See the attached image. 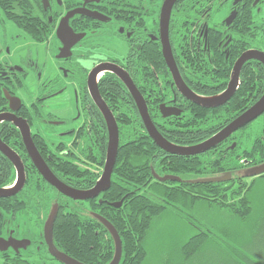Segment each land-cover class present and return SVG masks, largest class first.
Returning a JSON list of instances; mask_svg holds the SVG:
<instances>
[{
    "label": "flooded vegetation",
    "instance_id": "flooded-vegetation-1",
    "mask_svg": "<svg viewBox=\"0 0 264 264\" xmlns=\"http://www.w3.org/2000/svg\"><path fill=\"white\" fill-rule=\"evenodd\" d=\"M39 1L42 11L37 10V15L31 18L32 22L22 17L23 13L20 12L18 8L20 5L17 2L14 5L6 2L9 6H6L7 11L20 12L17 13V17L9 19L0 11V168L5 169V173H0V188L5 190V194L0 196V264H64L52 256L45 237V223L53 206L56 207L54 221L58 213V205L52 204L49 207L50 202L59 199L63 203L66 202L65 205L68 203L67 208H73L78 206V201H84L81 206L88 211L89 200L99 205L104 201L103 192L108 190L110 185L106 190L99 191L86 200H73L59 192L42 176L33 163L28 152V142L35 148L44 166L59 182L79 191L92 189L102 174L105 157L103 164L99 166L83 158V150L88 144H90L89 150L94 147V136L97 137L98 142H101L99 139H102L104 134L108 138V131L105 118L90 94V85L93 83L96 85L100 97L117 125L116 119L119 115L117 116L109 107L110 98L106 97L109 92H105L104 81L101 82L106 74L114 75L121 83L126 102L134 105L141 120L135 100L128 88L108 70L109 68L116 66L128 74L143 99L152 122L153 106H157L159 115L163 118L184 120L191 104L198 105L178 90L163 57L159 15L164 0H47V5H44L43 0ZM176 6L181 10L195 8L209 10L208 17L206 13H201L196 18L186 21L194 24V29H199L200 33L202 30L197 25L203 26L207 23L208 38L218 37L217 45L222 37L226 38L225 44L219 46L223 54L227 47H230L232 40L229 27L238 17V12L251 9L252 18L248 12L249 20L244 19L243 22L246 24L251 22L256 26L264 24V13H261L264 9V0H175L170 11L169 25L172 11ZM218 8L223 11L217 13ZM68 13H72L67 20L68 28L60 38L56 31L60 21ZM25 22L36 25L26 27ZM218 24L221 25L220 28ZM169 25L168 41L179 75L188 89L204 99H212L226 89L233 65L242 53L248 50L264 52L259 44H252L242 49L231 64L224 87L218 92H214L215 87L218 86L214 80L208 82L210 84L201 83L199 87L194 86L196 89L194 90L181 75L184 65L182 45L180 51L175 54L177 41L173 35H170ZM182 39L180 37L178 46L180 42L183 43ZM192 40L195 46L190 49L188 46L187 51L194 54L200 42L197 37ZM119 43L126 47L125 54L122 53L123 50L120 54ZM213 52L212 50L207 53L208 58L214 57ZM201 56L202 54L199 55L200 59ZM253 61L258 62L255 59L246 60L241 65L240 71L245 64ZM99 67L108 69L91 75L92 71ZM198 68L200 69L199 66ZM153 73H156V76L161 74L162 77L163 74H170L171 81H165L166 85L161 83L163 88L158 93L151 89L138 88L142 87L138 81H147ZM205 86L209 89H201L206 88ZM207 90L213 93H201ZM233 95L216 107L225 106ZM161 110L173 114L162 116ZM154 126L156 129V125ZM233 133L207 151L215 148L220 150V145L227 144ZM201 142L177 146L193 147ZM3 149L7 150V154L2 151ZM204 152L180 155L191 157L199 156ZM77 157L81 161H78ZM74 161L79 162L78 166L83 170L90 169L92 173H87V177L84 178H74L65 172V176L57 175L56 169L60 165H64L67 169L74 164ZM252 169L246 166L239 167L234 173L239 178L243 176L242 179L251 178L248 175ZM237 170H240L239 175L236 174ZM163 174L174 176L172 173ZM91 175L92 178L88 177ZM192 176L194 175L179 178L177 183L194 182L200 178L217 176L224 177L222 181L229 182L232 177L229 172L202 177L196 175L197 178H191ZM93 178L95 180L91 187L81 188L82 185L92 182ZM40 186L49 194L47 201L46 193L42 194ZM90 214L102 224L99 220V217H102L100 214L95 211H90ZM102 225L106 229L105 225ZM106 230L110 234L108 229Z\"/></svg>",
    "mask_w": 264,
    "mask_h": 264
},
{
    "label": "trees",
    "instance_id": "trees-1",
    "mask_svg": "<svg viewBox=\"0 0 264 264\" xmlns=\"http://www.w3.org/2000/svg\"><path fill=\"white\" fill-rule=\"evenodd\" d=\"M6 2H11L13 5L17 2L20 5L18 7L20 12L23 13L22 17L26 21L32 22L31 18L37 15L38 11H42L39 0H0V11L9 19L17 17V13L20 14V12L7 11ZM222 11L221 8L216 9L217 13ZM241 12H238V17L229 27L232 41L223 54L219 46L225 44L226 38L222 37L217 45L218 37L217 39L208 38L207 23L203 26L197 25L202 30L200 33L199 29H194V24L186 21V19L196 18L201 13H206L208 17V9L181 10L177 6L173 9L169 25L170 35H173L177 41L175 54L180 51L182 45L183 53L181 54L184 65L181 75L194 90H196L194 86L199 87L201 83L214 80L218 86L215 87V91H212L218 92L224 87L231 64L242 49L252 44H259L264 49V24L256 26L251 22L244 23V19L249 20L248 12L252 18L253 10L247 9L246 15L245 12L242 14ZM32 25L35 26L36 23L25 22L26 27ZM217 26L221 27L219 24ZM194 35L200 44L192 54L187 51V47L189 46L188 49H190L195 46L192 40V38L196 39ZM180 37L181 39L184 37L183 43L180 42L178 46ZM212 50L214 57L208 58L207 53L209 54ZM200 53L202 59L199 57ZM155 74L147 78V81L139 80L138 84L142 87L138 88L151 89L158 93L163 88L161 83L166 85L167 81H171L170 74H163V77L161 74L157 76ZM196 80H198L197 83H195ZM102 81L106 88L105 92H109L106 96L110 98L109 107L117 116L119 115L116 119L119 144L111 184L108 190L103 192L104 201L101 205L89 200L88 211L81 206L84 201H78V206L73 208H67L68 203L65 205L66 202L63 203L59 199L50 202L49 207L52 204L58 205L52 241L60 252L82 264H108L113 259L115 253L113 239L104 226L90 214V211L100 214L119 235L121 257L118 264L143 263L146 252L142 243L147 231L153 220L170 208L183 210L186 207H193V204L198 201H203L225 210L230 216L238 219H246L252 215L251 202L246 194L253 181L264 177V174L256 177L248 175L252 180L246 184L242 179L243 176L237 177L234 171L239 167L246 166L251 169L264 163V113L234 132L230 141L227 140L229 141L227 144L220 145V150L215 148L210 150L211 153L207 151L199 156L185 157L163 151L150 139L134 105L126 102L121 83L114 75L106 74L102 77ZM239 81L238 88L225 106L205 108L191 104L184 120L163 118L159 115L157 106H153V123L157 131L174 145H190L205 140L247 109L264 92V67L254 61L245 64L239 73ZM205 87L201 89H209ZM201 93L213 92L207 90ZM256 121L255 130L253 129L250 133L248 128ZM106 139L104 134L102 139H99L101 142H98L97 137L94 136V147L89 150L90 144H88L83 150V158L101 166L106 155ZM77 160L81 161L78 157ZM78 163L74 161V164L67 169L64 165H60L56 169L57 175L65 176V172L74 178H84L87 177V173H92L90 169L83 170ZM222 172L231 173L229 182H201L203 178H200L194 182L177 183L179 178H188L189 175H194L191 178H197V176L218 175ZM0 173H5L3 167L0 168ZM153 173L158 176L165 175L163 173H172L178 180L159 181L153 177ZM88 177L92 178V175ZM94 180L95 178L81 188L91 187ZM40 191L42 194L46 193L47 201L49 194L41 186ZM114 203H120V205L113 206ZM262 225L257 229L258 231L264 228ZM200 227L203 230L192 235L180 249L182 264H187L196 258L208 239L219 243L218 248L226 264H264V242L260 243L259 233L256 235L250 233L249 236L238 233L237 235L228 234L225 232L227 229L217 225L215 227L219 230L215 229L228 239L227 242L220 243L221 239L218 237L216 239L218 235L214 234L206 223L200 224Z\"/></svg>",
    "mask_w": 264,
    "mask_h": 264
},
{
    "label": "water",
    "instance_id": "water-1",
    "mask_svg": "<svg viewBox=\"0 0 264 264\" xmlns=\"http://www.w3.org/2000/svg\"><path fill=\"white\" fill-rule=\"evenodd\" d=\"M44 5H47V0H43ZM175 0H164L163 5L161 7L160 15H159V26H160V36H161V42H162V53L164 60L166 64L168 65L172 79L174 83L176 84V87L180 92H182L186 98L191 100L192 102L204 106V107H216L220 104H223L225 101H227L231 95L234 94L237 85H238V76L239 71L241 68V65L246 60L255 59L264 66V52L258 51V50H248L240 55V57L235 61L232 71L230 73V80L227 84V87L225 90H223L220 94L217 96H214L212 99H204L194 92H192L190 89H188L185 84L183 83L179 72L177 70V67L175 65L169 41H168V25H169V17H170V11L171 7L173 5ZM72 13H68L59 23L57 28V36L61 38V35L64 34V30L68 28L67 26V20L68 17ZM108 68L101 69L96 68L92 71L91 75H94L96 73L101 72L102 70H107ZM111 72H113L128 88L129 93L135 100L136 108L138 110V113L140 115L141 121L144 125V128L148 134V136L154 141V143L162 150L171 153V154H195L207 151L208 149L214 147L217 143H219L221 140L226 138L228 135L233 133L235 130L247 125L248 123L255 120L259 115H261L264 112V92L263 94L257 99L252 105H250L247 109H245L243 112H241L239 115H237L234 119H232L225 127H223L221 130H219L217 133H215L213 136L208 138L207 140L201 142L198 145H195L193 147H180L177 145H174L164 139L155 129V126L153 122L151 121L150 117L148 116L146 105L141 98L139 92L137 91L136 87L132 83L130 77L127 73H125L122 69L112 66L109 68ZM90 94L92 98L94 99L95 103L101 110L105 121L107 125V131H108V138H107V146H106V155H105V163L103 167L102 174L100 178L95 183L94 187L88 191H79L72 188H69L68 186L62 184L59 182L54 176L51 174L50 171L44 166L42 161L40 160V156L36 152L35 148L28 142L29 148L28 152L29 155L39 170V172L42 174V176L52 185L54 186L59 192L62 194L70 197L73 200H86L90 197H93L96 195L99 191L106 190L110 185V177L113 169V165L115 163V158L117 154L118 144H119V137H118V130L116 122L111 114V112L108 110L106 104L100 97L96 85L93 83L90 85ZM162 116H168L173 113H165L161 110ZM4 153L7 154V150H2ZM264 173V163L254 167L249 174L250 176H258ZM153 176L156 180L159 181H166V180H178L177 177L171 176V175H163L158 176L157 174L153 173ZM224 177L217 176L207 179H202L201 182L206 181H222L224 180ZM5 194V190L0 188V196H3ZM118 204H113V206H118ZM56 214V207L53 206L52 212L48 216V219L45 223V237L48 244V248L52 256H54L57 260L64 264H82L78 262L77 260L67 256L64 253L59 252L51 241V232H52V224L54 221V217ZM99 220L102 222V224L105 225L106 229L110 232L114 243H115V253L113 259L108 264H118L120 257H121V240L119 238V235L117 234L115 228L104 218L99 217Z\"/></svg>",
    "mask_w": 264,
    "mask_h": 264
},
{
    "label": "rangeland",
    "instance_id": "rangeland-1",
    "mask_svg": "<svg viewBox=\"0 0 264 264\" xmlns=\"http://www.w3.org/2000/svg\"><path fill=\"white\" fill-rule=\"evenodd\" d=\"M261 13H264V9ZM123 46L121 43L118 44L120 54L122 50L123 54L126 52V47ZM256 124L257 121L249 126L250 133L253 129L255 130ZM239 171H236L237 175H239ZM251 180V178L244 179L246 184H249ZM246 196L249 198L252 208V215L246 219L232 217L225 210L203 201H198L193 204V207H186L183 210L170 208L162 212L153 220L143 240L142 244L146 256L142 264H182L180 249L192 235L203 230L200 224L205 223L214 234L218 235H215L216 239L217 237L221 239L220 243L227 242L228 239L224 234H219L217 225H221L222 229H227L225 232L228 234L237 235L238 233L242 236L243 234L249 236L250 233L254 235L259 233V241L263 243L264 228L259 231L257 229L262 224L264 225V177L256 178L253 181ZM191 217L193 218L190 219ZM205 243L196 258L187 264H226L224 263L225 259L220 254L219 243L211 239Z\"/></svg>",
    "mask_w": 264,
    "mask_h": 264
},
{
    "label": "bare ground",
    "instance_id": "bare-ground-1",
    "mask_svg": "<svg viewBox=\"0 0 264 264\" xmlns=\"http://www.w3.org/2000/svg\"><path fill=\"white\" fill-rule=\"evenodd\" d=\"M255 61H256V60H255ZM249 171H250V170H249ZM249 171H248V172H249Z\"/></svg>",
    "mask_w": 264,
    "mask_h": 264
}]
</instances>
